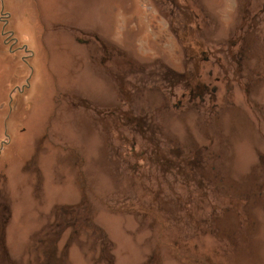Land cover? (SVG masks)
I'll list each match as a JSON object with an SVG mask.
<instances>
[{
	"label": "rangeland",
	"instance_id": "1",
	"mask_svg": "<svg viewBox=\"0 0 264 264\" xmlns=\"http://www.w3.org/2000/svg\"><path fill=\"white\" fill-rule=\"evenodd\" d=\"M263 1L0 0V264H264Z\"/></svg>",
	"mask_w": 264,
	"mask_h": 264
},
{
	"label": "flooded vegetation",
	"instance_id": "2",
	"mask_svg": "<svg viewBox=\"0 0 264 264\" xmlns=\"http://www.w3.org/2000/svg\"><path fill=\"white\" fill-rule=\"evenodd\" d=\"M249 1H250V0H249ZM262 1H263V0H262ZM249 3H250V2H249ZM249 3H248V4H249ZM263 3H264V1H263ZM248 11H249V10H247V12H248ZM246 15L249 16V13H246ZM69 24H73V23H69ZM80 41H81V40H80ZM65 54L68 55V54H69V50H66V53H65ZM241 54H242V53H241ZM237 71H240V70L237 69ZM201 86L203 87V89H204L205 91L207 90V88H209L208 85H206V84H201ZM216 88H217V87L213 88V91H215ZM249 90H251V89H247V91H249ZM204 100H205V99H204ZM204 100H203L202 98L200 99L201 102H203Z\"/></svg>",
	"mask_w": 264,
	"mask_h": 264
}]
</instances>
